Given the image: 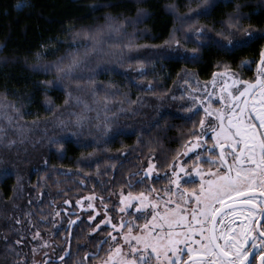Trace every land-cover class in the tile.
Segmentation results:
<instances>
[{
    "label": "trees",
    "instance_id": "16d2710c",
    "mask_svg": "<svg viewBox=\"0 0 264 264\" xmlns=\"http://www.w3.org/2000/svg\"><path fill=\"white\" fill-rule=\"evenodd\" d=\"M244 30L264 35V0H0V264H33L36 235L48 264L101 261L110 229L93 232L89 198L115 221L119 192L168 196L207 85L264 48L221 46Z\"/></svg>",
    "mask_w": 264,
    "mask_h": 264
},
{
    "label": "snow or ice",
    "instance_id": "6c2138e0",
    "mask_svg": "<svg viewBox=\"0 0 264 264\" xmlns=\"http://www.w3.org/2000/svg\"><path fill=\"white\" fill-rule=\"evenodd\" d=\"M232 26L239 30L238 25ZM86 35L91 43L81 45L85 54H101L103 48L100 46L107 41L96 35ZM258 38H264V35L244 30L242 38L234 39L229 32L225 37L227 44L221 46L235 50L247 47ZM78 63L79 59L73 57L67 69L57 65V71L71 77ZM257 67L254 81H243L245 87L238 94L228 93V100L224 101L227 114L217 115L219 130L212 128V139L216 141L214 149L220 151L218 156L207 161L213 165L209 167L207 177L200 164L193 165L192 171L200 178L199 190L184 188L179 192V201H164L163 212L153 204L151 221L145 223V231L139 234L133 235L130 222L113 224V229H128L122 237L128 247L125 251L117 237L112 236L116 243L110 247L104 264H117V261L118 264H264V224L261 223L264 220V52ZM204 111L208 113L207 108ZM200 125L203 127V120ZM193 136L198 142L202 139L201 134L194 132ZM13 143L9 141V144ZM196 147L200 144H192L189 150ZM180 173L191 175L183 165L172 166L170 183L177 190L181 188ZM166 191L172 194L171 189ZM143 196L141 193L140 197ZM193 202L196 206L189 210L186 206ZM172 204L174 207H169ZM217 215L222 217L219 221ZM225 216L241 217L243 223L238 227L218 229V224L224 225ZM59 259L63 262L64 257Z\"/></svg>",
    "mask_w": 264,
    "mask_h": 264
},
{
    "label": "rangeland",
    "instance_id": "374dc122",
    "mask_svg": "<svg viewBox=\"0 0 264 264\" xmlns=\"http://www.w3.org/2000/svg\"><path fill=\"white\" fill-rule=\"evenodd\" d=\"M206 91H209V85H207ZM213 94L216 95L214 92ZM218 102L222 106H225L223 105L220 99L218 100ZM219 123H220L219 119H217V123H215L213 122L212 118L207 120L206 117V119L204 120V125L202 127V130H204V126L206 129L209 130H212L213 127L217 128L219 126ZM218 130L219 128H217V131ZM187 150H188L187 147L183 149V151L180 154V159H183L186 156L184 155V153L187 152ZM143 176L148 179H152L157 176L155 164L152 161H149L147 163L146 168L143 172ZM171 190H172V194H168V196H164V197H159L156 193L152 191L149 194H144L143 197H140V195L129 196V194H124L122 192H119L117 194V197H115L113 200L116 204V207L114 209L116 213L115 221L112 220L111 216L106 212L105 208H103V204L99 201H96L92 197L89 198V203H88L89 205L92 206L89 207L88 204L85 206L87 213L90 212V214L89 216H84V217L89 219L90 222H93L97 220L98 217H100V220H98V224H97L98 227L96 226L95 228H93V232L97 231L98 229H101L102 227L109 228L110 229V233L108 236L109 249L111 246H113L116 243L115 241L112 240V236H116L119 242L121 243L123 249L127 251V247H128L127 243L122 239V237L125 234H127L128 229L126 227L122 229L121 228L113 229L112 225L113 224L120 225L121 223L130 222L133 225V235L145 231L144 229L145 223L151 221V213L153 211L152 205L156 204L157 208L161 212H163L164 201H168V200L174 201V198L175 199L178 198V192L174 185H172ZM169 207H174V204L169 205ZM138 208L139 210H137ZM191 208H195V206H192ZM137 217H139V219H137ZM33 240L35 242L39 241L38 246L33 247V264H48V262L51 261V257H50L51 249L49 244L46 242V240L40 239L37 235L33 237ZM132 243L134 244L135 242L132 241ZM107 259L108 256L106 254V256L97 264H104V261H106Z\"/></svg>",
    "mask_w": 264,
    "mask_h": 264
},
{
    "label": "flooded vegetation",
    "instance_id": "af4514ba",
    "mask_svg": "<svg viewBox=\"0 0 264 264\" xmlns=\"http://www.w3.org/2000/svg\"><path fill=\"white\" fill-rule=\"evenodd\" d=\"M264 52V48L262 49L261 53ZM261 53L260 56L257 58L255 63L251 66L250 70H245L244 73L240 74H232V73H223L219 75L218 77L214 78L211 83L209 84V91L207 93L206 98L202 102V120L204 121L207 117V120L212 118L213 122L217 123V115L219 113L227 114L226 105L224 101L228 100V93L232 92L234 94H238L239 90H243L245 85L242 83L243 81H249L252 82L255 80L257 74H258V64L261 60ZM234 81H241V83H234ZM213 92L216 94L214 95ZM221 97L224 98V100H221ZM221 100L223 105L222 106L218 100ZM243 100V98H241ZM208 109V113L204 111V109ZM238 111V110H237ZM210 113V114H209ZM258 123V122H257ZM225 124H227V119H225ZM211 127V126H210ZM218 128V127H217ZM198 134L202 135V139L198 142L195 138H193L191 141H189L187 145V155L180 159V156L178 157V163L177 165H183L186 170L191 172L190 176L184 175V173H180L181 178V185L186 184L187 186L191 187L189 191L199 190L200 186V178L195 175V172L192 171L194 164H200L205 176L207 177V172L209 167H213V165H210L207 163L208 160L212 159L213 157L218 156V153L220 151L219 148H215L214 146L216 144V141L212 139L213 132L212 130L206 129L204 126V130H202V127L200 129V132ZM199 143L200 147L191 148L192 144ZM214 149V151H212ZM199 156L200 159L197 160L196 157ZM229 160H231V157H228ZM184 188H180L177 190L178 192V198L174 201H179L180 196L179 192L183 191ZM192 206H196L193 202L190 205H187L186 207L190 209ZM227 211V210H225ZM222 217L220 215H217V221H219ZM225 220L224 225L218 224L217 227L224 228V227H238L243 223V218L241 217H223ZM231 222V223H230ZM261 223L264 224V220H261ZM199 236H197V239ZM194 247H197V245H193ZM180 247H183V245H180ZM186 258V257H185Z\"/></svg>",
    "mask_w": 264,
    "mask_h": 264
}]
</instances>
